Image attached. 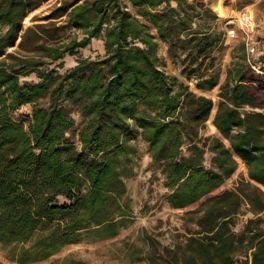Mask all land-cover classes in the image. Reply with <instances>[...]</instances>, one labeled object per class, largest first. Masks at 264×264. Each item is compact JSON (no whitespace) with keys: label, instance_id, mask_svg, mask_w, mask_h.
Instances as JSON below:
<instances>
[{"label":"trees","instance_id":"obj_1","mask_svg":"<svg viewBox=\"0 0 264 264\" xmlns=\"http://www.w3.org/2000/svg\"><path fill=\"white\" fill-rule=\"evenodd\" d=\"M50 1L0 0V244L9 260L45 261L127 228L125 180L140 140L170 208L199 203L183 216L194 229L166 257L150 248L149 264H264V75L243 42L222 77L231 28L215 13L222 0H57L24 25ZM95 39L104 54L79 57ZM66 56L76 57L68 68ZM166 58L194 90L166 71ZM215 89L216 105L206 95ZM24 106L30 113L18 114ZM214 111L220 138L202 139ZM238 160L246 177L224 189ZM245 206L252 218L237 234Z\"/></svg>","mask_w":264,"mask_h":264},{"label":"rangeland","instance_id":"obj_2","mask_svg":"<svg viewBox=\"0 0 264 264\" xmlns=\"http://www.w3.org/2000/svg\"><path fill=\"white\" fill-rule=\"evenodd\" d=\"M56 1L51 0L44 4L25 20L24 25H30L31 18L34 15H40ZM207 1L211 6L212 0ZM222 5L224 8L221 10V15L213 11L217 14L220 22L224 26H230V29H233L236 34L233 38L226 33L222 48L219 51V68L222 77L232 61L234 49L244 42L243 34L234 24V18L236 13L245 8L252 11L256 23L254 32L250 35V42L256 48L251 60V69L255 74L264 75V0H222ZM70 35L71 37H81V34L76 31H71ZM160 53L165 55V47L163 45L160 46ZM245 53L247 55L246 45ZM103 54L102 40L95 39L92 40L87 48L80 50L79 57L94 59ZM166 60V71L177 76L194 90L193 84L180 77L178 69L171 65L168 58ZM75 61L76 57L66 56L64 68L72 66ZM61 71H64V69ZM22 80L32 81L36 80V78L34 75H30ZM217 92L218 90L215 89L206 93L214 101L215 105L218 102ZM30 110V106H24L19 110L18 114H29ZM215 111L201 132L202 139L220 138L218 132L211 124ZM75 119L77 123L80 122L77 115H75ZM135 146L137 153L133 156V172L125 180L127 185L126 200L129 201L131 207L132 223L121 230L119 235L113 239L103 241L86 240L78 244L67 245L49 259L32 264H149L147 256L150 248L153 247V251L156 254L166 257L165 249L172 248L176 243L187 237L188 229H194L193 226L185 224L183 216L185 212L198 207L199 203L185 210L171 209L167 202L169 191L164 186V177L158 168L150 164L147 144L138 140L135 142ZM183 153L187 154L186 147H184ZM211 158L212 155L206 151V167L211 165ZM238 163L237 172L225 182L224 189H233L240 179L246 177L245 164L239 160ZM220 191L218 190L215 193L217 194ZM250 218H252V214L245 206L241 214L234 220L233 229L235 233H241ZM7 251L8 247L0 244V264H16L9 260Z\"/></svg>","mask_w":264,"mask_h":264},{"label":"built area","instance_id":"obj_3","mask_svg":"<svg viewBox=\"0 0 264 264\" xmlns=\"http://www.w3.org/2000/svg\"><path fill=\"white\" fill-rule=\"evenodd\" d=\"M234 24L243 34V40L247 47V61L252 65L251 60L256 51V48L253 46V43L250 42V35L254 32L256 26L252 11L245 8L242 11L236 13V16L234 18ZM226 33L228 36L233 38L236 36L235 31L233 29H228Z\"/></svg>","mask_w":264,"mask_h":264}]
</instances>
